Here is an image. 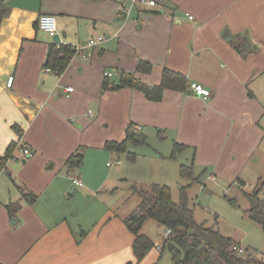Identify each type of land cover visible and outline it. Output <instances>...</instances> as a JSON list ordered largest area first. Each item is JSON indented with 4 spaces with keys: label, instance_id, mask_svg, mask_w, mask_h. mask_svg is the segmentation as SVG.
<instances>
[{
    "label": "crops",
    "instance_id": "crops-1",
    "mask_svg": "<svg viewBox=\"0 0 264 264\" xmlns=\"http://www.w3.org/2000/svg\"><path fill=\"white\" fill-rule=\"evenodd\" d=\"M155 1L125 16L126 0H5L0 157L10 143L16 147L12 159L0 160V264H159L169 229L157 225L158 240L148 236L154 247L137 261L134 236L111 210L77 231L67 206L39 202L49 191L54 196L59 175L73 173L65 164L71 155L123 141L131 124L146 138L169 139L171 151L173 143L187 146L177 156L210 165L213 174L251 157L263 140L264 0ZM42 14L55 17L59 44L77 50L92 37L104 41L76 51L60 75L47 71L53 41L37 27ZM139 60L151 63L149 74L135 72ZM164 69L202 85L209 96L166 89L153 102L127 86L103 90L123 77L158 85ZM21 147L32 157L25 159ZM26 169L34 171L32 179ZM19 188L38 198L27 203Z\"/></svg>",
    "mask_w": 264,
    "mask_h": 264
},
{
    "label": "rangeland",
    "instance_id": "rangeland-1",
    "mask_svg": "<svg viewBox=\"0 0 264 264\" xmlns=\"http://www.w3.org/2000/svg\"><path fill=\"white\" fill-rule=\"evenodd\" d=\"M129 4L130 1L126 0L125 6ZM135 11L131 10L129 15ZM261 125L264 127V118ZM127 152L134 155L133 160L127 158V153L116 154L104 148L84 149L81 165L70 175H59L54 182L57 187L54 196L49 191L39 198V202L42 205L52 202L67 206L70 224L79 231L85 230L107 210L121 219L134 211L139 198L131 190L133 185H166L174 202L179 199V186L187 185L186 193L196 222H203L206 227H213L223 236L238 241L242 256L264 259V231L248 218L249 202L245 196V193L261 188L259 197L264 199V138L251 157L226 165L221 168L220 174L211 173L210 165L194 163L193 174L199 180L192 184L179 176L180 164H190L191 159L186 161L184 155L171 158V144L167 138L148 135L146 145L128 143ZM8 171L3 174L5 177H8ZM23 175L32 179L35 174L33 170L26 169ZM71 178L80 179L82 185H74ZM12 193L17 194L14 188ZM157 227L156 223L148 220L140 232L153 241L158 240ZM159 264H171L167 250L163 252Z\"/></svg>",
    "mask_w": 264,
    "mask_h": 264
},
{
    "label": "trees",
    "instance_id": "trees-1",
    "mask_svg": "<svg viewBox=\"0 0 264 264\" xmlns=\"http://www.w3.org/2000/svg\"><path fill=\"white\" fill-rule=\"evenodd\" d=\"M8 6L5 0H0V23L8 13ZM76 50L69 44H50L47 57L43 67L50 69L55 74L60 75L66 69L71 57ZM152 70L151 63L139 60L135 72L138 74H149ZM130 87L142 92L149 101L158 102L162 98L164 90L187 91L189 92V83L187 79L174 71L164 69L161 80L158 85L146 86L134 83L123 77L118 85L109 87L107 83L103 84V90L119 89ZM18 138L22 131L17 125L12 126ZM160 133V131H158ZM133 146L146 145V137L139 134L138 128L129 125L126 129L125 139L121 142L107 141L104 149L116 153H127L129 160L134 159L131 152H127V145ZM16 143L8 145L4 155L0 157L5 162L12 157V152ZM187 146L173 143L171 158H175L182 153ZM82 163V155L74 153L67 161L68 173L78 168ZM194 161L190 164H180L179 176L189 184L197 183L199 177L193 174ZM244 185V184H243ZM187 186V185H186ZM186 186H179V199L177 202L172 200L171 190L163 184H150L149 186L133 185L131 190L139 198L137 208L122 219L128 231L134 236L132 249L137 261H141L145 255L154 247L152 240L141 233L143 224L150 220L158 226H163L171 231L170 237L164 239L162 250H167L170 255L171 264H264V259L256 258L251 255L242 256L238 252V243L231 237H225L213 227H206L194 219V211L186 193ZM245 186V185H244ZM27 203L33 204L36 196L25 193L19 188ZM260 189H255L251 193H245L249 202V208L246 214L249 219L259 224L264 231V199L259 197ZM6 208L10 211L11 206Z\"/></svg>",
    "mask_w": 264,
    "mask_h": 264
},
{
    "label": "built area",
    "instance_id": "built-area-1",
    "mask_svg": "<svg viewBox=\"0 0 264 264\" xmlns=\"http://www.w3.org/2000/svg\"><path fill=\"white\" fill-rule=\"evenodd\" d=\"M130 4L129 6L122 7L121 11L125 16L129 15L131 10L135 9V7L138 6H149L154 7L158 2L155 0H129ZM189 19H192V17H189ZM37 27L39 30L45 32L48 36L54 37L57 34V27H56V20L55 17L50 14H42L37 19ZM104 41V38L102 36L92 37L90 38L84 46L77 48V52H81L84 48H93L97 49ZM47 71H50V69H46ZM105 77L110 78L112 76V73L106 72L104 74ZM13 82V77H8L6 86L7 88H10ZM65 91L67 93L72 91V88H66ZM189 93L196 97H201L203 99L207 98L209 96V91L204 88L202 85L197 83H189ZM139 129V128H138ZM20 152L23 154L24 158H31L32 153L27 148H20ZM13 156L11 157V159ZM118 163V162H117ZM71 182L76 186H81L82 183L79 179L72 178ZM238 252L241 253L242 250L238 249Z\"/></svg>",
    "mask_w": 264,
    "mask_h": 264
},
{
    "label": "water",
    "instance_id": "water-1",
    "mask_svg": "<svg viewBox=\"0 0 264 264\" xmlns=\"http://www.w3.org/2000/svg\"><path fill=\"white\" fill-rule=\"evenodd\" d=\"M52 41H53L54 44H59V42H60V35L59 34H56L54 37H52Z\"/></svg>",
    "mask_w": 264,
    "mask_h": 264
}]
</instances>
